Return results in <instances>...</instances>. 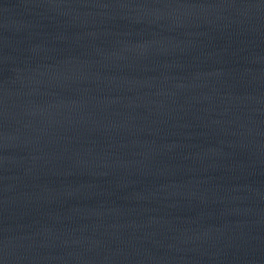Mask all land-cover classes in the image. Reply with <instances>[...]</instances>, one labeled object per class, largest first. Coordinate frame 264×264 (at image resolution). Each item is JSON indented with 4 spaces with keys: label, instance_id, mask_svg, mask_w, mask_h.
<instances>
[{
    "label": "water",
    "instance_id": "obj_1",
    "mask_svg": "<svg viewBox=\"0 0 264 264\" xmlns=\"http://www.w3.org/2000/svg\"><path fill=\"white\" fill-rule=\"evenodd\" d=\"M0 264H264V0H0Z\"/></svg>",
    "mask_w": 264,
    "mask_h": 264
}]
</instances>
